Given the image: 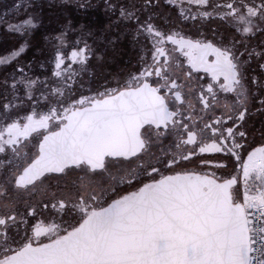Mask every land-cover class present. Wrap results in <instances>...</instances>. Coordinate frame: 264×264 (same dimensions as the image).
Instances as JSON below:
<instances>
[{"label":"snow or ice","instance_id":"1","mask_svg":"<svg viewBox=\"0 0 264 264\" xmlns=\"http://www.w3.org/2000/svg\"><path fill=\"white\" fill-rule=\"evenodd\" d=\"M101 2L0 0V264H264V0Z\"/></svg>","mask_w":264,"mask_h":264},{"label":"flooded vegetation","instance_id":"2","mask_svg":"<svg viewBox=\"0 0 264 264\" xmlns=\"http://www.w3.org/2000/svg\"><path fill=\"white\" fill-rule=\"evenodd\" d=\"M39 5L38 11H41L43 24L35 34L34 43L42 44V36L49 32L59 30L60 25L64 22L65 17L74 19L76 22L84 21L90 23L93 27L102 25L107 22L101 0H92L97 7L89 8L87 12H83L75 7L72 0H51L52 6L49 7L50 0H36ZM16 42V37H0V53L4 48ZM125 47L129 48V54H131L130 46L127 44ZM32 52L29 51L26 58H30ZM127 59V57H125ZM134 62V61H133Z\"/></svg>","mask_w":264,"mask_h":264}]
</instances>
